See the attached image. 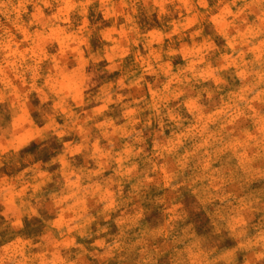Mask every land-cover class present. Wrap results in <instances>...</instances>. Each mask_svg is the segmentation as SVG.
I'll list each match as a JSON object with an SVG mask.
<instances>
[{
    "label": "clouds",
    "instance_id": "clouds-1",
    "mask_svg": "<svg viewBox=\"0 0 264 264\" xmlns=\"http://www.w3.org/2000/svg\"><path fill=\"white\" fill-rule=\"evenodd\" d=\"M0 264H264V0H0Z\"/></svg>",
    "mask_w": 264,
    "mask_h": 264
}]
</instances>
